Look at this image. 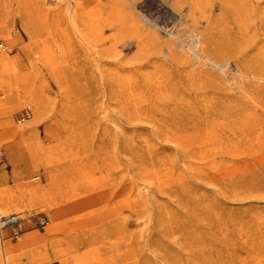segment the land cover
I'll return each mask as SVG.
<instances>
[{
  "label": "rangeland",
  "instance_id": "rangeland-1",
  "mask_svg": "<svg viewBox=\"0 0 264 264\" xmlns=\"http://www.w3.org/2000/svg\"><path fill=\"white\" fill-rule=\"evenodd\" d=\"M0 264H264V0H0Z\"/></svg>",
  "mask_w": 264,
  "mask_h": 264
},
{
  "label": "bare ground",
  "instance_id": "bare-ground-1",
  "mask_svg": "<svg viewBox=\"0 0 264 264\" xmlns=\"http://www.w3.org/2000/svg\"><path fill=\"white\" fill-rule=\"evenodd\" d=\"M206 59L208 60V62L212 63L213 65H215L217 67H222V65L219 62L214 61L211 58H206Z\"/></svg>",
  "mask_w": 264,
  "mask_h": 264
},
{
  "label": "built area",
  "instance_id": "built-area-1",
  "mask_svg": "<svg viewBox=\"0 0 264 264\" xmlns=\"http://www.w3.org/2000/svg\"><path fill=\"white\" fill-rule=\"evenodd\" d=\"M14 222H16V221H14ZM12 223V222H11ZM17 232H18V230H17Z\"/></svg>",
  "mask_w": 264,
  "mask_h": 264
}]
</instances>
